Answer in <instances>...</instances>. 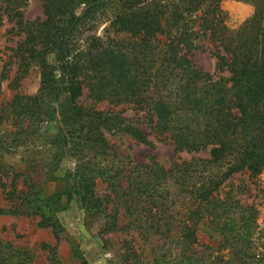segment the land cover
<instances>
[{
    "label": "trees",
    "instance_id": "1",
    "mask_svg": "<svg viewBox=\"0 0 264 264\" xmlns=\"http://www.w3.org/2000/svg\"><path fill=\"white\" fill-rule=\"evenodd\" d=\"M172 1L40 0L43 19L27 22L22 0H0V26L4 21L12 24L24 37L16 48L18 64L11 83L24 79L32 67L41 69L39 95H15L0 113V127L7 119L16 126L12 138L0 129V180L8 177L3 156L39 132L45 97L49 102L61 99V108L53 110L61 122H70L69 131L79 129L77 142L70 144L63 132L53 142L57 150L69 145L77 155L66 178H51L54 184H66L67 190L54 188L49 196L33 192L35 184L26 192L10 190L9 200L18 205L0 210V215L30 214L39 218V227H49L57 235L60 225L54 214L74 197L88 219L104 220V234L116 233L126 221L125 229L131 226L143 244L161 240L157 247L164 253L152 254L146 263L131 242L123 241L117 264H166L169 249L177 253L176 264H264V246L259 254L253 249L257 210L234 197L220 200L217 194L232 175L245 171L256 177L264 169V22L259 18L244 23L241 28L253 29L249 35L231 34L218 7L221 0H174L183 12L195 14L196 33L213 45L215 69L228 74L215 78L196 70L183 53L182 32L164 38V17ZM104 16L123 38L79 40L85 27L90 29ZM49 55L52 60L47 63ZM84 89L93 101L127 104L145 112L152 132L175 152L208 150L209 158L166 168L153 161H114L117 155L103 135L113 120L76 104ZM15 180L13 175L12 187ZM97 181L105 185L102 197L95 193ZM18 206H26L25 212ZM203 220L220 238L213 258L198 251L196 229ZM31 262L25 250L0 242V264Z\"/></svg>",
    "mask_w": 264,
    "mask_h": 264
},
{
    "label": "rangeland",
    "instance_id": "2",
    "mask_svg": "<svg viewBox=\"0 0 264 264\" xmlns=\"http://www.w3.org/2000/svg\"><path fill=\"white\" fill-rule=\"evenodd\" d=\"M22 1L21 13L25 21L43 19L40 0ZM168 5L170 8L164 17L168 19L164 38L167 35L172 36L182 32L183 53L196 70L215 78L228 77L226 71L219 73L215 69L216 58L210 40L201 33H196L195 14L183 12L179 1L173 0L168 2ZM218 7L225 15L224 25L231 34L240 31L242 34L249 35L253 33V29L249 26L241 28L244 23L259 18L264 22V0H221ZM80 12L81 10H78L77 14L79 15ZM174 18H176V24H173ZM109 20L104 16L91 23L90 29L85 27V33L80 34L79 31V40L91 36L103 42L107 38L113 40L123 38L122 34H116L112 30ZM23 39L22 34L13 31L12 24L4 21L0 26V113L15 95L24 97L39 95L41 82L39 67H32L27 76L17 84L11 83L18 64L16 48ZM159 39L161 40V36ZM51 60L49 55L47 63ZM46 94L47 92H44V96H47ZM44 99L41 100L44 106L39 132L30 142L15 147L1 159L8 177L0 180V210L16 208L18 203L14 205V202L9 200L7 192L10 190L26 192L29 184L36 185L37 188L33 189V192L41 190L46 196L51 195L54 188L58 191L67 190L66 184L58 180L54 184L51 178H66L67 174L75 168L77 155L73 156V152L68 149L69 145L64 150H57L53 142H56L63 132L69 136L70 144L75 143L79 138V129L73 128L69 131L70 122L66 121L65 124L60 121V116L56 115L58 111L53 109L61 108V102H59L61 99L56 102H49L47 97ZM76 102L85 112L99 113L113 120L114 124L107 123L103 128V135L108 146L117 155L113 156L114 161L119 160L125 164H145L153 161L166 168L172 163L209 158L208 150L198 153L175 152L169 143L161 141L152 132L145 112L131 105L115 106L108 102L93 101L87 97L85 89ZM15 127L14 122L7 119L0 129L1 132L6 133V136L12 138L16 132ZM137 133L145 137L144 143L140 142ZM13 175L16 180L12 187L10 182ZM95 193L100 197L104 196L105 185L97 181ZM217 194L220 200L234 197L242 205L253 206L257 210V234L253 239V249L255 254H259L264 246V169L256 177H250L245 171L232 175L218 189ZM25 208L26 206L19 207V210L25 212ZM54 215L60 225L57 235L53 234L49 227H39V218L30 214L0 215V242L28 252L32 257L31 264H117L123 253L121 249L123 241L131 242L136 252L141 253V259L145 263L150 260L152 254L161 257L164 253L157 247L161 246L160 239L155 238L143 244L131 226L125 229L126 221L119 224V230L116 233L104 234L102 232L104 220L102 218L88 219L74 197L67 202L64 210ZM196 236L199 244L198 251L205 252L212 258L216 256L220 238L209 221L203 220L198 224ZM166 256V264H176L177 253L174 249H169Z\"/></svg>",
    "mask_w": 264,
    "mask_h": 264
}]
</instances>
